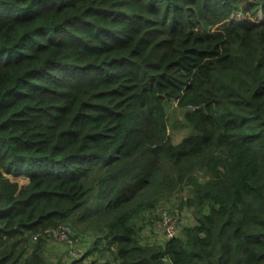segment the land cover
<instances>
[{
	"label": "trees",
	"instance_id": "trees-1",
	"mask_svg": "<svg viewBox=\"0 0 264 264\" xmlns=\"http://www.w3.org/2000/svg\"><path fill=\"white\" fill-rule=\"evenodd\" d=\"M0 264H264V0H0Z\"/></svg>",
	"mask_w": 264,
	"mask_h": 264
},
{
	"label": "rangeland",
	"instance_id": "rangeland-1",
	"mask_svg": "<svg viewBox=\"0 0 264 264\" xmlns=\"http://www.w3.org/2000/svg\"><path fill=\"white\" fill-rule=\"evenodd\" d=\"M249 13V12H248ZM166 114H167V132L170 135V139L172 143H178L183 137L189 135L192 133L191 127H189L183 120V110H180L175 106V103L169 102L168 106H166ZM10 181L17 182L19 186H23L27 183V178L25 176H20V177H8ZM184 195V193L182 194ZM179 199V198H178ZM162 210V206H160L154 215H158ZM186 213L184 214H179L176 211H166L168 214L163 213L164 215V221L161 225L163 228L164 226L171 225L173 226L174 229L177 230L181 224H189V221L193 219V216L190 212L184 210ZM159 220V219H158ZM156 220V222H158ZM159 228V224L157 225ZM164 230V228H163ZM165 232V231H164ZM64 234L67 238V240L62 239L59 235ZM72 231L70 232L69 229H59L58 231H54L52 233L53 239L52 241L49 240L47 241V246L45 245V256L48 261L50 260H55V258L58 257H65L72 256L69 253V249H75L77 252L76 257H80L82 254L85 255L91 248L90 242H87L90 238L89 237H83L84 241H79L78 239L77 242H74L71 238ZM143 235L148 236V240H155V239H162L165 237L164 234H162L156 227L153 226H146L144 228V233ZM98 254V253H97ZM94 256V255H93ZM93 256L89 255L88 259L86 261H89L93 258Z\"/></svg>",
	"mask_w": 264,
	"mask_h": 264
},
{
	"label": "built area",
	"instance_id": "built-area-1",
	"mask_svg": "<svg viewBox=\"0 0 264 264\" xmlns=\"http://www.w3.org/2000/svg\"><path fill=\"white\" fill-rule=\"evenodd\" d=\"M163 221H164V218L162 220V224H163ZM69 229V231L71 232L70 228L66 225H61V226H58L56 228H53V229H48V230H45L44 231V235L51 238V239H54L53 236H52V233H54V231H58L59 229ZM163 228H164V231H165V234L167 237H172L174 235V233L176 232V229L173 228V226L171 225H167V226H164L163 225ZM62 239H65L67 240L66 236L64 234H61L59 235ZM36 237V236H35ZM55 240V239H54Z\"/></svg>",
	"mask_w": 264,
	"mask_h": 264
}]
</instances>
